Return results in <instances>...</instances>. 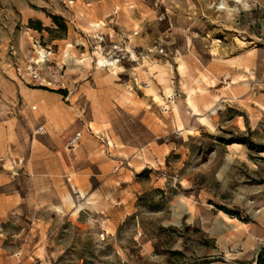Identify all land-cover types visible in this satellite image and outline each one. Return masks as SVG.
Wrapping results in <instances>:
<instances>
[{
    "label": "rangeland",
    "instance_id": "rangeland-1",
    "mask_svg": "<svg viewBox=\"0 0 264 264\" xmlns=\"http://www.w3.org/2000/svg\"><path fill=\"white\" fill-rule=\"evenodd\" d=\"M37 93L80 172L0 209V264H257L264 0H0V138L41 131ZM13 157L0 194L29 189Z\"/></svg>",
    "mask_w": 264,
    "mask_h": 264
},
{
    "label": "crops",
    "instance_id": "crops-1",
    "mask_svg": "<svg viewBox=\"0 0 264 264\" xmlns=\"http://www.w3.org/2000/svg\"><path fill=\"white\" fill-rule=\"evenodd\" d=\"M178 63V62H177ZM183 68V67H182ZM177 73L179 74V77L182 79L184 78V71L179 69V63L177 64ZM183 80H180V83ZM170 88V87H169ZM171 89V88H170ZM211 92L216 93V90L211 88ZM166 93V92H165ZM169 94V93H167ZM218 95L217 98L213 99L212 103L205 109L207 111L208 109H211L214 107V105L218 102L219 99L225 97L229 99L230 97L219 95V92L216 93ZM30 102L35 101L38 106L41 108V110H44V112L48 113V117L44 118V122L42 123V129L41 131H34L31 132V130L28 127L22 126V130L20 132L19 138L16 139H3L0 138V154H2L3 157H5L9 153L15 154L16 157H13L14 163L19 167L18 171L19 175H12V177L15 179L17 176H24L25 179L28 178L30 181L29 183V189H26L24 185L17 187L14 186L13 190H9V192H5L3 194H0V209L3 208V211H8L9 209L21 205L23 202L32 203L37 202V180L38 175L37 171L38 168L41 167L40 173L42 174L41 179L47 180V187L50 190H56L55 187V181L58 180L59 176H54V174L58 175H67L69 174H76L80 171L75 169L74 164L75 161H71L70 163L66 160V154L62 149L63 141L60 138H55L51 134L46 135V128L49 126H57V129H60L63 131H68L66 127L69 125V116L67 114H64L62 111L59 110V106H53L51 102L49 101L48 94L45 93H37V94H30L27 97ZM35 107V106H34ZM40 121L37 116H34L33 123H37ZM34 127V126H33ZM76 132L80 131H74L71 135L67 137V146L69 145L70 139L73 137V135ZM81 137L80 136L77 140V142L72 146L71 148L67 149L66 152H69L70 150H75V147L80 144V149L85 147L87 144V138H83L79 141ZM11 142H14L11 144ZM81 142V143H80ZM9 144V149L7 151L6 145ZM59 145V147H56V145ZM61 145V147H60ZM5 153V155H3ZM5 159V158H4ZM18 173V172H17ZM93 175L96 173L92 172ZM72 176V175H71ZM68 180L71 179V177L67 178ZM10 180L9 177L5 178L2 175H0V183L6 182ZM33 183V185H32ZM75 186L74 183L72 187ZM28 190V191H26Z\"/></svg>",
    "mask_w": 264,
    "mask_h": 264
},
{
    "label": "built area",
    "instance_id": "built-area-1",
    "mask_svg": "<svg viewBox=\"0 0 264 264\" xmlns=\"http://www.w3.org/2000/svg\"><path fill=\"white\" fill-rule=\"evenodd\" d=\"M42 57H45V53H41ZM31 66V65H30ZM30 75L33 79L37 80L39 79V73L36 67L32 68L30 71ZM80 136V132H76L73 137L70 139L69 145L70 147L74 146V144L77 142L78 138ZM262 242H264V239H262Z\"/></svg>",
    "mask_w": 264,
    "mask_h": 264
},
{
    "label": "trees",
    "instance_id": "trees-1",
    "mask_svg": "<svg viewBox=\"0 0 264 264\" xmlns=\"http://www.w3.org/2000/svg\"><path fill=\"white\" fill-rule=\"evenodd\" d=\"M257 264H264V248H261L258 252Z\"/></svg>",
    "mask_w": 264,
    "mask_h": 264
},
{
    "label": "bare ground",
    "instance_id": "bare-ground-1",
    "mask_svg": "<svg viewBox=\"0 0 264 264\" xmlns=\"http://www.w3.org/2000/svg\"><path fill=\"white\" fill-rule=\"evenodd\" d=\"M91 22V21H90ZM93 22V21H92ZM92 25V24H91ZM97 25V24H96ZM99 62H102L103 61V58L102 57H100L99 58V60H98ZM70 194V193H69Z\"/></svg>",
    "mask_w": 264,
    "mask_h": 264
}]
</instances>
